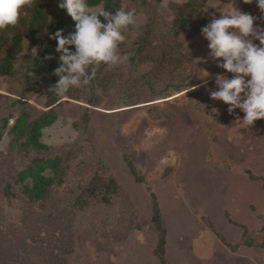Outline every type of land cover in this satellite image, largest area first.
Returning a JSON list of instances; mask_svg holds the SVG:
<instances>
[{
	"label": "rangeland",
	"instance_id": "374dc122",
	"mask_svg": "<svg viewBox=\"0 0 264 264\" xmlns=\"http://www.w3.org/2000/svg\"><path fill=\"white\" fill-rule=\"evenodd\" d=\"M187 1L122 0L137 10L124 46V54L136 52L135 60L109 67L113 84L106 79L95 96L88 90L63 95L58 119L43 129L41 140L51 148L41 155L60 157L64 171L40 202L15 182L36 153H10L9 128L22 108L32 117L46 109V96L31 94L27 107H15L17 87L0 76V120L14 113L0 139V264H161L151 192L167 228L170 264H264V119L241 128L236 119L244 113L229 114L227 104L210 97L215 75L232 74L211 59L197 30L232 3L249 12L242 0ZM173 4L187 9L184 25L175 23ZM251 8L261 16L255 2ZM178 67L194 85L162 96L158 89L176 81ZM148 76L155 81L147 83ZM151 128L160 130L155 143L145 135ZM170 150L174 162L160 167ZM123 153L132 156L143 182ZM95 171L115 175L121 188L111 204L95 198L82 208L76 198ZM7 184L13 196L6 195Z\"/></svg>",
	"mask_w": 264,
	"mask_h": 264
},
{
	"label": "trees",
	"instance_id": "16d2710c",
	"mask_svg": "<svg viewBox=\"0 0 264 264\" xmlns=\"http://www.w3.org/2000/svg\"><path fill=\"white\" fill-rule=\"evenodd\" d=\"M242 2L244 10L255 16L251 4L245 3L244 0ZM88 3L93 6L102 4L105 10L113 13L122 6V0H88ZM187 3L191 4L194 2L193 0H188ZM58 5L59 0H34L31 7H24L21 10L18 23L15 26H9L0 31V76H9L11 83L17 87L14 90L16 97L11 100L12 105L15 107H27L28 99L34 93H44L46 96V109L42 110L35 117H32L28 109L22 108L14 124L9 128L11 135L10 153H13L15 149L27 153L29 151L36 153V155L30 157L27 165L17 173L15 179L16 183L22 184L23 193L27 195V198L35 202L43 201L49 195L52 186L59 179V174L64 171L60 157L41 155V153L49 151L51 148L41 140L43 129L56 122L59 117L58 106L64 99V96H57L49 89L59 79L54 74L55 68L58 67L59 57V53L55 51L57 41L51 39L50 36L57 30H63L64 35H68L75 30L74 21ZM173 5L175 6V23L184 25L187 9L176 7V4ZM200 7L202 8V5ZM202 27L204 26H199L197 30L201 31ZM25 41L27 45H25ZM124 46H126L125 42L119 45L123 54L126 52ZM32 47L37 48L38 54H32ZM26 48L28 50L23 58V62L17 66V58ZM139 48L138 51H141ZM49 56L52 58L49 59ZM128 57L129 59L126 64L129 66L134 62L136 52L128 55ZM165 60H168L167 57ZM89 71H91V68ZM140 76H142V73ZM172 76L176 81H169L158 89L159 92H163L162 96H166L167 92L172 89H182V87L194 85L190 74L188 76L187 72L183 71V67H178L176 71L174 70ZM110 77L109 67L100 64L96 68L95 78L90 85L81 86L80 88H70L67 93L71 95L74 91L88 90V92L95 96L101 90L100 86L106 79L111 81L109 82L110 85L113 84ZM154 77H145V81L147 83L153 82L155 81ZM123 84L124 82L114 83L117 88L116 91L120 89L119 87H123ZM89 101H91V98ZM13 115V111H10L1 117L0 139L2 138L4 129L7 128L10 117ZM123 157L135 179L143 182L145 178L138 173L132 156L123 153ZM48 170L50 173L46 172ZM248 173L256 179V176L250 171ZM28 179H30V182H28ZM11 187V184H7L5 187L6 195L8 196L14 195V193H11ZM120 188L121 186L115 175H105L100 174L99 171H95L84 191L77 196L76 201L82 208L87 207L95 198L100 199L102 203L111 204V196L118 194ZM151 197V220L158 233L155 253L161 264H170L165 257L167 228L162 220V212L156 194L151 192ZM230 221L236 223L234 220ZM243 227L245 228V232L247 228Z\"/></svg>",
	"mask_w": 264,
	"mask_h": 264
},
{
	"label": "clouds",
	"instance_id": "9594fccd",
	"mask_svg": "<svg viewBox=\"0 0 264 264\" xmlns=\"http://www.w3.org/2000/svg\"><path fill=\"white\" fill-rule=\"evenodd\" d=\"M33 2L0 0V31L15 26L21 10L31 7ZM244 2H255L261 16L244 12L232 3L220 11L218 18L213 15L201 29L202 36L208 41L211 59L226 73L232 74L231 77L215 75L216 90H210V97L227 104L229 114L236 109L244 113L242 118L236 119L241 128L251 127L257 120L264 119V23H256L264 21V0ZM58 6L74 21L75 28L68 35L57 30L50 36L57 41L55 51L59 57L54 74L59 79L49 89L55 95L63 96L70 88L90 85L100 64L117 67L128 61V55L122 54L119 45L126 40L125 30L136 25L137 10L122 4L113 13L100 4L90 5L88 0H59ZM31 52L38 54L36 47H32ZM208 76L209 73L201 78ZM159 131L157 128L146 129L148 142H157L155 138ZM173 162L174 155L170 150L160 159L159 166L168 167Z\"/></svg>",
	"mask_w": 264,
	"mask_h": 264
},
{
	"label": "bare ground",
	"instance_id": "6f19581e",
	"mask_svg": "<svg viewBox=\"0 0 264 264\" xmlns=\"http://www.w3.org/2000/svg\"><path fill=\"white\" fill-rule=\"evenodd\" d=\"M141 237V236H140Z\"/></svg>",
	"mask_w": 264,
	"mask_h": 264
}]
</instances>
